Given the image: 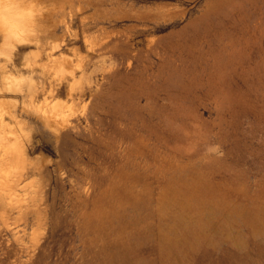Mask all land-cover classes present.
I'll use <instances>...</instances> for the list:
<instances>
[{"label":"rangeland","instance_id":"rangeland-1","mask_svg":"<svg viewBox=\"0 0 264 264\" xmlns=\"http://www.w3.org/2000/svg\"><path fill=\"white\" fill-rule=\"evenodd\" d=\"M0 264H264V0H0Z\"/></svg>","mask_w":264,"mask_h":264}]
</instances>
